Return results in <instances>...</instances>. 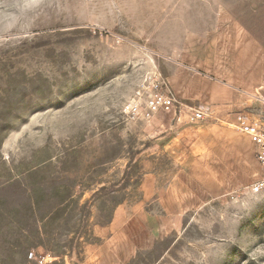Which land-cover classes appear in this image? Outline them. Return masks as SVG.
<instances>
[{"label": "rangeland", "instance_id": "374dc122", "mask_svg": "<svg viewBox=\"0 0 264 264\" xmlns=\"http://www.w3.org/2000/svg\"><path fill=\"white\" fill-rule=\"evenodd\" d=\"M240 117L264 129V0H0V264H264Z\"/></svg>", "mask_w": 264, "mask_h": 264}, {"label": "built area", "instance_id": "2783aa9c", "mask_svg": "<svg viewBox=\"0 0 264 264\" xmlns=\"http://www.w3.org/2000/svg\"><path fill=\"white\" fill-rule=\"evenodd\" d=\"M176 99L172 93L156 92L149 97H145L142 91H138L137 96L130 105V111L132 114H141L143 111L146 114H155L160 111H171L175 107ZM207 116L206 111L198 109L193 111L192 119L194 121H202ZM235 127L242 133L248 135L253 143L257 147L258 159L264 170V129L258 122L248 123L243 118H239L235 123ZM264 186L261 183V187ZM261 187H257L256 191H259Z\"/></svg>", "mask_w": 264, "mask_h": 264}]
</instances>
